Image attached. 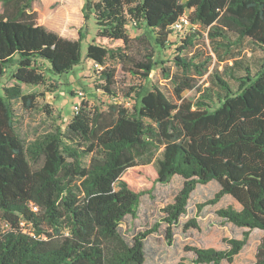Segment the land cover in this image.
Wrapping results in <instances>:
<instances>
[{"label":"trees","instance_id":"obj_1","mask_svg":"<svg viewBox=\"0 0 264 264\" xmlns=\"http://www.w3.org/2000/svg\"><path fill=\"white\" fill-rule=\"evenodd\" d=\"M35 1L2 0L0 11V80L15 68L14 84L0 95V221L7 225L0 230V264H144L145 240L154 230L129 243L120 225L136 214L143 196L175 176L183 187L164 209L170 226L186 215L198 185L217 181L211 203L229 195L240 205L218 213L248 229L243 240H229L228 250L188 249L193 264L233 262L251 231L264 232V62L253 73L235 60L212 75V57L201 61L194 52L204 33L219 64L234 59L246 40L264 52V0H84V20L97 26L86 57L98 65L99 88L115 98L111 65L129 66L141 80L158 65L153 54L134 59L130 25L144 24L162 48L180 34L175 25L182 18L198 27L180 39L174 64L181 74L162 69L176 100L160 85L130 87L121 95L134 102L131 108L116 103L92 110L82 102L65 128L27 142L17 130L14 103L31 110L38 95L22 86L46 84L43 63L53 74L72 71L86 37V29L73 39L41 25ZM200 79L210 84L202 87ZM188 90L199 97L185 98ZM255 264H264V235Z\"/></svg>","mask_w":264,"mask_h":264},{"label":"rangeland","instance_id":"obj_2","mask_svg":"<svg viewBox=\"0 0 264 264\" xmlns=\"http://www.w3.org/2000/svg\"><path fill=\"white\" fill-rule=\"evenodd\" d=\"M84 2V0H36L33 3V10L38 13V22L41 25L73 39H78L79 31L86 29V37L81 43V63L72 71L61 75L53 74L49 70L48 62L43 63V68H47L45 70L46 84L22 86L26 94L37 93L38 95L35 107L31 110L25 109L21 102L14 103L17 130L27 142L57 127L65 128L73 118L76 106L82 102L87 103L92 110L106 111L110 105L116 103L131 108L134 102L127 101L121 95L130 87H143L148 91L153 84L160 85L171 100H176L173 81L164 78L162 69L167 68L172 74H181L174 64V58L178 53L180 39L185 38L186 31L169 37L165 48H162L155 43L156 34L147 31L144 24L130 25L128 32L132 38H135L131 51L134 59L144 60L149 54H153L158 65L149 80H141L133 75L128 71L129 66L111 65L117 71L118 83L114 91L120 94L119 98H115L99 88L104 83L99 77L97 70L99 68L86 57L88 45L96 39L97 26L94 19L88 22L84 20L82 13ZM2 10L3 2L0 0V11ZM204 35L205 38H201L194 53L201 61L209 56L212 57V64L209 67L212 75L215 68L222 71L225 65H232L235 60L249 66L253 73L264 62V52L246 40L234 49V59L219 64V57L215 54L206 33ZM139 37H141L140 40H138ZM14 69V67L9 68L0 80V95L3 94V87H11L14 84L12 80ZM236 73L244 74L240 69H237ZM226 78L234 87H237L233 80L228 76ZM205 79H200L198 84L202 87L209 85L210 83L204 85L209 78ZM183 96L195 100L199 94L197 90H188L183 93ZM130 181L135 182V176ZM182 187L183 179L180 176H175L169 184L157 185L152 194L143 196L136 214L128 215L120 225V233L129 243H133L134 238L140 233L154 230L145 240L144 264H177L181 261L193 264L194 255L188 249L228 250L231 247L229 240H243L245 232H248L246 228L227 222L218 213L229 207L240 209L232 196L226 195L219 202L211 203L220 191V184L217 181L198 185L188 201L186 215L180 218L179 224L170 226L165 221L164 209L175 202ZM193 223L197 227H194ZM5 229L7 225L0 221V230ZM263 235L262 230L251 231L246 245L234 261L222 264H255L257 248Z\"/></svg>","mask_w":264,"mask_h":264},{"label":"built area","instance_id":"obj_3","mask_svg":"<svg viewBox=\"0 0 264 264\" xmlns=\"http://www.w3.org/2000/svg\"><path fill=\"white\" fill-rule=\"evenodd\" d=\"M198 27L190 24L189 20L187 17L182 18L176 25H175V30L177 33L185 32V34L190 33L191 31L196 30ZM182 34V33H181ZM98 67V65H96ZM79 105V104H78ZM78 105L76 106V112H78ZM75 112V113H76Z\"/></svg>","mask_w":264,"mask_h":264},{"label":"crops","instance_id":"obj_4","mask_svg":"<svg viewBox=\"0 0 264 264\" xmlns=\"http://www.w3.org/2000/svg\"><path fill=\"white\" fill-rule=\"evenodd\" d=\"M229 196V195H228ZM239 205V204H238ZM240 206V205H239Z\"/></svg>","mask_w":264,"mask_h":264}]
</instances>
